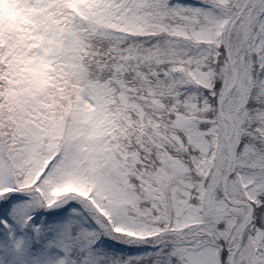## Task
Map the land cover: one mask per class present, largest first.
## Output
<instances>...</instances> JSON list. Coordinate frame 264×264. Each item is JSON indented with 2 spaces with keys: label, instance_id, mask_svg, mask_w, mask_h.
<instances>
[{
  "label": "snow or ice",
  "instance_id": "obj_1",
  "mask_svg": "<svg viewBox=\"0 0 264 264\" xmlns=\"http://www.w3.org/2000/svg\"><path fill=\"white\" fill-rule=\"evenodd\" d=\"M0 264H264V0H5Z\"/></svg>",
  "mask_w": 264,
  "mask_h": 264
},
{
  "label": "rangeland",
  "instance_id": "obj_2",
  "mask_svg": "<svg viewBox=\"0 0 264 264\" xmlns=\"http://www.w3.org/2000/svg\"><path fill=\"white\" fill-rule=\"evenodd\" d=\"M0 10L4 11L5 14H7V15H11L10 13L7 12V4H6L5 0H0Z\"/></svg>",
  "mask_w": 264,
  "mask_h": 264
},
{
  "label": "trees",
  "instance_id": "obj_3",
  "mask_svg": "<svg viewBox=\"0 0 264 264\" xmlns=\"http://www.w3.org/2000/svg\"><path fill=\"white\" fill-rule=\"evenodd\" d=\"M1 11V10H0Z\"/></svg>",
  "mask_w": 264,
  "mask_h": 264
}]
</instances>
